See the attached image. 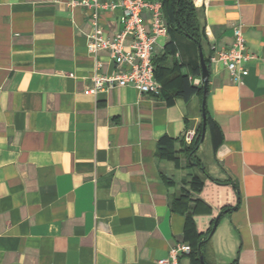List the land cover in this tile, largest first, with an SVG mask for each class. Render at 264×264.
<instances>
[{
    "label": "crops",
    "instance_id": "obj_1",
    "mask_svg": "<svg viewBox=\"0 0 264 264\" xmlns=\"http://www.w3.org/2000/svg\"><path fill=\"white\" fill-rule=\"evenodd\" d=\"M204 6L211 44L231 43L242 24L254 58L243 81L210 63L211 151L238 187L212 184L189 212L186 201L170 202L174 178L156 158L179 167L175 141L199 117L198 45L169 24L156 53L170 46L176 62L156 73L158 95L131 86L93 92L96 60L102 73L115 64L108 52H89L86 9L0 0V264H160L178 244L194 247L188 217L208 232L215 214L238 201L230 214L238 264H264V0ZM120 13H104L110 33ZM231 226L200 239L206 264L217 262L218 245L238 240Z\"/></svg>",
    "mask_w": 264,
    "mask_h": 264
},
{
    "label": "built area",
    "instance_id": "obj_2",
    "mask_svg": "<svg viewBox=\"0 0 264 264\" xmlns=\"http://www.w3.org/2000/svg\"><path fill=\"white\" fill-rule=\"evenodd\" d=\"M195 4L206 5L209 0H193ZM88 11L92 30L89 38V52L105 51L115 64L113 71L102 73L101 60H96L95 74L90 78L92 90L106 91L112 87L131 86L145 95H158L162 89L157 79L153 61L162 39L167 36L163 22L165 15L160 0H71ZM115 9L121 11L120 29L110 33L105 27L104 13ZM233 41L229 44H211V61L222 63L233 80L249 74V62L254 58L242 24L233 26ZM73 75V74H71ZM196 130L188 129L183 138L193 142L198 137ZM188 243L178 244L172 249L170 258L159 259L160 264H179L180 253H190Z\"/></svg>",
    "mask_w": 264,
    "mask_h": 264
},
{
    "label": "trees",
    "instance_id": "obj_3",
    "mask_svg": "<svg viewBox=\"0 0 264 264\" xmlns=\"http://www.w3.org/2000/svg\"><path fill=\"white\" fill-rule=\"evenodd\" d=\"M165 15L163 22L166 27L171 24L173 28L185 35L187 38L192 39L198 46H200L202 52L204 53L206 63L210 68L211 63V42L206 34V13L205 6L200 4H195L193 0H160ZM176 62V55L173 53L170 46H165L161 51L156 53L153 61V69L157 73L159 70L164 68L172 67ZM209 88V82L207 85V92ZM172 90L177 93L183 92V89L179 87H172ZM196 95L199 97L198 110L200 112L199 117L196 121H191L187 119V128H194L198 132V137L193 142H188L184 138L176 140L174 144L173 155L179 157L180 166L176 167L174 160L172 158H167V160H162L160 157L156 158V162L159 166L166 167L168 172L173 176V180L168 183V196L170 197V202H176L181 205L183 202L188 201L189 212H192L198 207L201 202V197H203L204 191L207 187L212 184L225 185L229 184L234 189H237L238 182L237 179L231 174L230 170L219 163L218 159L215 157L214 151H211V146L213 144V137L211 135V123L210 117L207 110V130L205 135V140L201 143V131H202V109L201 102L203 99V86L196 87ZM219 140L214 143L215 148L223 141L222 131L219 130ZM185 181V186L181 185V181ZM188 189H191L195 193H199L200 199L195 200L194 196L190 194ZM239 199V196H237ZM236 204L226 205L222 207L220 212H217L211 220V226L208 232H201L197 224L192 223L191 217H188L189 228L187 229V238L195 240L190 253H180L179 262L182 264H206L201 258L203 253L202 247L200 245V239L207 236L214 226V221L216 217L222 212L219 218V225L216 231L211 237L218 234L223 227L231 224L235 236H238V240L235 238L231 240L230 245L225 248L217 246V262L215 264H238V258L241 249V236H239L238 230L232 222L230 221V214L234 210Z\"/></svg>",
    "mask_w": 264,
    "mask_h": 264
},
{
    "label": "water",
    "instance_id": "obj_4",
    "mask_svg": "<svg viewBox=\"0 0 264 264\" xmlns=\"http://www.w3.org/2000/svg\"><path fill=\"white\" fill-rule=\"evenodd\" d=\"M199 47V53H200V67L202 70L201 78L195 80L196 85H202L203 86V99L201 102V109H202V131H201V143L205 140L206 130H207V109H206V103H207V85H208V78L210 74V68L208 67L204 53L202 52L200 46ZM226 213V211H222L215 219L214 226L212 227V230L208 233V237H211L213 233L216 231L219 225V218L222 214ZM201 258L203 259V253L201 254Z\"/></svg>",
    "mask_w": 264,
    "mask_h": 264
},
{
    "label": "rangeland",
    "instance_id": "obj_5",
    "mask_svg": "<svg viewBox=\"0 0 264 264\" xmlns=\"http://www.w3.org/2000/svg\"><path fill=\"white\" fill-rule=\"evenodd\" d=\"M180 183H181V185L185 186V181L182 180ZM188 191L190 192V194H191L192 196H194V199H195V200L200 199V196H201V195H199L198 192L195 193V192H193L191 189H188ZM186 202H187V204H188V201H186Z\"/></svg>",
    "mask_w": 264,
    "mask_h": 264
}]
</instances>
